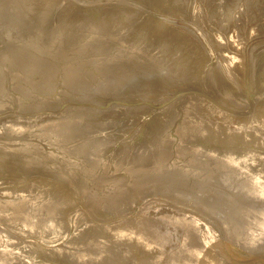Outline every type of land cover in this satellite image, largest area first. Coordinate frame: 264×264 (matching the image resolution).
Returning a JSON list of instances; mask_svg holds the SVG:
<instances>
[{
	"label": "rangeland",
	"instance_id": "1",
	"mask_svg": "<svg viewBox=\"0 0 264 264\" xmlns=\"http://www.w3.org/2000/svg\"><path fill=\"white\" fill-rule=\"evenodd\" d=\"M21 1L24 0H0V15L2 14L0 16V146L2 147H0V264H46L45 262L47 264H67L68 261V264H81V262L82 264H90V262L91 264H103V262L104 264L108 262L109 264L111 262L112 264H139L140 259L147 261V264L149 262L150 264H182V262L183 264H202L203 261H205L203 264L206 262L208 264L210 262L211 264H264V0H242L239 2H237L238 0H186L181 5H175V9L179 11L177 15H169L173 11L160 9L155 0H53L50 5L45 0H42V3L41 0ZM215 1L219 2L218 5L214 4ZM209 4L213 7L210 8ZM235 6H238V11L233 8ZM23 8L24 10H22ZM156 12L157 14H155ZM197 12L200 15L195 18L194 14ZM46 18H49V21ZM161 18L164 23H161L163 22ZM194 18L195 20H193ZM167 22L170 23L167 24ZM238 25L239 27H237ZM163 26L170 28L166 29L167 31L162 36L163 39L153 36L156 35V28ZM62 31L64 32L61 33ZM213 31L214 33H212ZM239 33L245 36L247 34L249 37L246 36L248 39H243L244 42L241 41L243 43L242 54L239 55V51L231 48L220 47V42H226L227 39V42L231 38L233 41H240ZM11 34H13V38ZM225 36L227 38L224 40ZM181 37L182 39H180ZM197 47L202 48L206 54V58L203 59L204 70L200 76L201 79L195 80L194 84L180 88L179 86L182 85L179 84L182 80L177 75L180 58L189 55L188 52L198 49ZM66 50L70 52L68 53ZM227 53H232L235 61H239L243 57V68L236 64V70L233 68V63H230L226 68L231 67L230 70L233 69L236 78L232 77L229 79L230 81L227 79L221 81L224 88L220 86L216 88L212 84L214 75L208 76L207 74L206 76L205 73L212 68L208 66L214 67L218 64L221 54ZM252 56L254 57L252 58ZM133 57L136 60H132ZM4 64L5 66H3ZM205 65L207 66L205 67ZM194 71L192 68L186 69L185 76L193 79L196 75ZM241 74L243 79L239 77ZM157 80L164 84L154 88L151 84ZM175 80L177 84L174 82ZM233 84L236 90L228 91L231 85L233 87ZM165 85L167 86L165 87ZM206 86H208V92L205 89ZM83 97H87L86 100L82 99ZM220 98L222 99L220 100ZM193 100L201 103L202 108L195 109ZM20 103L21 105H19ZM81 104L82 106H80ZM166 108L169 110L167 111ZM215 108H219L221 113L215 114L210 110ZM90 109L91 111H89ZM163 109L167 111L165 114ZM196 110L198 111L196 112ZM86 112L90 114H86ZM192 112H194L193 115ZM195 113L197 114L195 115ZM80 115L85 116V119ZM161 115L166 116L167 120ZM188 116L191 121L192 118L194 121L191 122ZM199 116L203 119H199ZM12 118L14 120L11 121ZM149 118L153 119L152 121L155 120L154 124L157 121L159 124L154 125L152 121H149ZM170 121L171 123H169ZM212 121L215 123L212 124ZM247 121L250 126L245 123ZM183 122L187 125H184ZM188 125H192L193 129ZM156 126L159 127L156 128ZM237 126L239 129L236 128ZM243 126L247 127L243 128ZM177 127L178 130L182 129V131L180 129V133L176 129ZM218 127L221 128L218 130L219 133L214 132ZM152 128L156 129L152 130L155 132L151 131ZM203 128L206 129L203 130ZM209 129L213 131H211L212 135L208 134L210 133ZM66 130H68L67 133ZM185 131H187L186 134ZM251 131L253 133L249 134ZM47 132L49 133L47 134ZM221 132H224V137ZM203 133L207 135L204 134V136ZM101 134L103 135L101 136ZM155 134L158 138H155L157 137ZM183 134H185L184 139L181 137ZM216 134L222 135L221 138L216 137ZM186 136L187 139H185ZM214 137L220 140L214 139ZM222 137L224 141H228L223 142ZM133 138L135 139L133 140ZM242 138L246 140L244 141ZM210 139L212 141H209ZM102 140L105 141L102 142ZM214 140L217 142H213ZM204 141L207 142V146L203 143ZM211 142L214 144L212 145ZM223 143L226 144L223 146ZM222 146L225 148L222 149ZM43 147L45 148L43 149ZM124 147L125 149H123ZM217 150L219 152L221 150V154L218 155ZM99 152L102 153L98 155ZM30 160L32 161L30 162ZM223 167L225 168L223 169ZM164 168H168V171ZM48 170L52 173L49 174ZM116 173H119L118 176ZM21 180L22 183L18 182ZM1 183L3 184L1 185ZM40 183L42 187H39ZM75 183L76 185H74ZM34 184L38 185L40 191ZM15 187L16 189H14ZM19 188H22L20 190L26 194H23ZM95 188L97 189L94 190ZM41 189L43 190L41 191ZM17 190L20 191L19 195ZM59 191H63L62 195ZM49 192L50 194H48ZM14 194L15 196H13ZM132 194H134L133 198ZM139 194L142 195L138 198ZM26 195L29 197H25ZM33 195L40 197L37 198ZM145 198L147 199L144 200ZM84 201L85 203H83ZM128 201L131 206L127 205ZM187 201L188 203H186ZM194 202L195 204L192 205ZM113 212L117 215L113 216ZM64 215L67 217L66 219ZM45 218L47 221L50 219L48 222L51 225L45 223ZM153 219L155 223L152 221ZM24 222L26 223L23 224ZM118 222L119 224H117ZM67 227L69 228L67 229ZM82 228L84 229L82 230ZM189 228L191 231L188 230ZM58 229L60 231H57ZM56 232H59V236ZM198 232L199 234H197ZM50 235L52 236L50 237ZM91 238L93 239L91 240ZM114 239L118 244L113 241ZM32 242L33 245H31ZM112 246H114L113 249ZM132 248H136V250ZM108 249L113 250V253ZM105 250L107 254H105ZM146 250L148 251L146 252ZM114 251H116L115 254ZM139 253L141 254L139 255ZM109 254L113 257L111 258ZM51 255L52 257H50ZM71 256H75V258ZM92 256L94 257L92 258ZM99 256L100 260H103L102 263ZM211 258L213 260L210 261ZM106 259L109 261L107 262ZM191 259L193 261H189Z\"/></svg>",
	"mask_w": 264,
	"mask_h": 264
},
{
	"label": "bare ground",
	"instance_id": "2",
	"mask_svg": "<svg viewBox=\"0 0 264 264\" xmlns=\"http://www.w3.org/2000/svg\"><path fill=\"white\" fill-rule=\"evenodd\" d=\"M4 1H5V0H4ZM12 1H13V0H12ZM24 1H25V0H24ZM24 1H21V2H24ZM29 1H30V0H29ZM31 1H33V0H31ZM37 1H38V0H37ZM45 1H46V3H48V4L50 5V3H51L53 0H45ZM54 1H55V0H54ZM58 1H59V0H58ZM155 1H156V2H155L156 5H159V8L162 9L163 11H173V13H170L169 15H177V13H179V11H178L177 9H175V8H176L175 5H181L182 3H185V2H186V0H181V1H180V0H155ZM239 1H242V0H238L237 2H239ZM26 2H28V1L26 0ZM26 2H25V3H26ZM131 2H132V1H131ZM15 3H16V2H15ZM30 3H31V2H30ZM36 3H37V2H36ZM41 3H42V0H41ZM71 3H72V1H71ZM218 3H219V2H216V1L214 2L215 5H218ZM13 4H14V3H13ZM20 4H22V3H20ZM138 4H139V3H138ZM241 4H242V3H241ZM25 5H27V4H25ZM25 5H24V6H25ZM28 5H29V3H28ZM40 5H41V4H40ZM64 5H65V4H64ZM67 5H68V4H67ZM78 5H79V4H78ZM78 5H77V6H78ZM139 5H141V4H139ZM22 6H23V5H22ZM24 6H23V7H24ZM74 6H76V5H74ZM137 6H138V5H137ZM141 6H142V5H141ZM239 6H240V5H239ZM71 7H72V6H71ZM209 7L211 8V7H213V6H212L211 4H209ZM243 7H244V6H243ZM29 8H30V7H29ZM45 8H46V7H45ZM63 8H64V7H63ZM69 8H70V7H69ZM125 8H126V7H125ZM233 8L235 9V11H238V9H239L238 6H237V7L235 6V7H233ZM20 9H21V8H20ZM20 9H19V12H20ZM67 9H68V7H67ZM67 9H66V10H67ZM78 9H79V8H78ZM78 9H77V10H78ZM3 10H4V9H3ZM22 10H24V8H23ZM22 10H21V11H22ZM28 10H29V9H28ZM39 10H40V9H39ZM59 10H60V9H59ZM70 10H71V9H70ZM34 11H35V10H34ZM45 11H46V10H45ZM78 11H79V10H78ZM118 11H119V10H118ZM128 11H129V13H130V10H128ZM251 11H252V10H251ZM1 12H2V10H1ZM22 12H24V11H22ZM35 12H36V11H35ZM120 12H121V11H120ZM126 12H127V11H126ZM218 12H219V10H218ZM2 13H3V12H2ZM46 13L48 14V11H47ZM73 13H74V12H73ZM102 13H103V12H102ZM127 13H128V12H127ZM127 13H126V14H127ZM148 13H149V11H148ZM150 13H151V11H150ZM221 13H223V12H221ZM228 13H229V12H228ZM233 13H234V11H233ZM10 14H11V13H10ZM23 14H24V13H23ZM26 14H28V13L26 12ZM39 14H40V13H39ZM43 14H44V13H43ZM103 14H104V13H103ZM126 14H125V15H126ZM146 14H147V13H146ZM151 14H152V13H151ZM151 14H150V16H151ZM155 14H157V12H156ZM237 14H238V13H237ZM1 15H2V14H1ZM1 15H0V16H1ZM7 15H8V13H7ZM128 15H130V14H128ZM179 15H180V14H179ZM199 15H200V13L197 12L196 14H194V17L196 18V17H198ZM225 15H227V14H225ZM231 15H232V14H231ZM25 16H26V15H25ZM42 16H43V15H42ZM44 16H46V15L44 14ZM83 16H84V14H83ZM115 16H117V15H115ZM132 16H133V15H132ZM162 16H163V14H162ZM17 17H18V16H17ZM124 17H125V16H124ZM124 17H123V18H124ZM126 17H127V16H126ZM126 17H125V18H126ZM128 17H129V16H128ZM141 17H142V16H141ZM155 17H156V16H155ZM155 17H154V18H155ZM195 18H194L193 20H195ZM225 18H226V17H225ZM17 19H18V18H17ZM46 19H48V21H49V18H46ZM91 19H92V18H91ZM115 19H117V18H115ZM121 19H122V18H121ZM220 19H221V18H220ZM235 19H236V17H235ZM87 20L89 21V19H87ZM117 20H118V19H117ZM117 20H116V21H117ZM125 20H126V19H125ZM125 20H124V21H125ZM161 20H162V18H161ZM224 20H225V19H224ZM16 21H17V20H16ZM32 21H33V20H32ZM32 21H31V22H32ZM162 21H163V22H161V23H164V20H162ZM168 21H169V20H168ZM234 21H235V20H234ZM241 21H242V20H241ZM241 21H240V22H241ZM12 22H13V21H12ZM12 22H10V23H12ZM211 22H212V21H211ZM223 22H224V21H223ZM38 23H40V22H38ZM169 23H170V22H169ZM169 23L167 22V24H169ZM16 24H17V23H16ZM18 24H19V23H18ZM45 24H46V23H45ZM118 24H119V23H118ZM120 24H122V23L120 22ZM158 24H159V23H158ZM217 24H218V23H217ZM237 24H239V23H237ZM2 25H3V24H2ZM37 25H38V24H37ZM64 25H65V24H64ZM129 25H130V24H129ZM151 25H153V24H151ZM151 25H150V26H151ZM154 25H156V24H154ZM170 25H171V24H170ZM173 25H174V24H173ZM5 26H7V25L5 24ZM42 26H43V24H42ZM147 26H148V25H147ZM171 26H172V25H171ZM174 26H175V25H174ZM176 26H177V25H176ZM235 26H236V25H235ZM8 27H9V26H8ZM12 27H14V26L12 25ZM62 27H64V26L62 25ZM145 27H146V26H145ZM219 27H220V26H219ZM232 27H233V26H232ZM237 27H239V25H238ZM20 28H21V27H20ZM148 28H149V26H148ZM175 28H176V27H175ZM240 28H241V26H240ZM38 29H39V28H38ZM40 29H41V28H40ZM64 29H65V28H64ZM106 29H107V28H106ZM166 29H170V28H168V27H164V26H163V27L156 28V30H157L156 35L154 34L153 36H155V37H157V38H159V39H163L162 36H163V35L165 34V32L167 31ZM180 29H181V28H180ZM213 29H214V28H213ZM234 29H235V28H234ZM242 29H243V28H242ZM13 30H14V29H13ZM17 30H18V29H17ZM35 30H36V29H35ZM52 30H54V29H52ZM55 30H56V29H55ZM112 30H113V29H112ZM145 30H146V29H145ZM176 30H177V28H176ZM178 30H179V29H178ZM238 30H239V29H238ZM19 31H20V30H19ZM39 31H40V30H39ZM59 31H60V29H59ZM148 31H149V29H148ZM152 31H153V30H152ZM183 31H184V30H183ZM239 31H240V30H239ZM0 32H1V31H0ZM13 32H14V31H13ZM15 32H16V30H15ZM48 32H49V31H48ZM63 32H64V31H62L61 33H63ZM140 32H141V31H140ZM146 32H147V31H146ZM241 32H243V31H241ZM241 32H240V33H241ZM252 32H253V30H252ZM8 33H9V32H8ZM17 33H18V32H17ZM71 33H72V31H71ZM185 33H186V32H185ZM185 33H184V34H185ZM212 33H214V31H213ZM230 33H231V32H230ZM240 33H239V35L242 34V33H241V34H240ZM244 33H245V32H244ZM18 34H19V33H18ZM42 34H44V33L42 32ZM42 34H41V35H42ZM52 34H53V33H52ZM147 34H148V33H147ZM216 34H217V33H216ZM222 34H224V33L222 32ZM236 34H237V33H236ZM250 34H251V33H250ZM12 35H13V34H11V37H12ZM35 35H36V34H35ZM41 35H39V36H41ZM56 35H57V34H56ZM68 35H69V34H68ZM68 35H67V36H68ZM70 35H71V34H70ZM72 35H73V33H72ZM252 35H254V34H252ZM252 35H251V36H252ZM25 36H26V35H25ZM52 36H53V35H52ZM60 36H61V34H60ZM64 36H65V34H64ZM73 36H75V35H73ZM141 36H142V34L140 35V37H141ZM148 36H149V35H148ZM214 36H215V35H214ZM223 36H224V35H223ZM246 36H247V34H246ZM246 36H245V35H241L240 38H239L240 41H236V40H235L236 42L233 41V39L230 37L232 40L230 39L229 42H227V41H228V39H227L226 42L224 41L225 43H224V42H220V43H221V46H220V47H221V48H225V49H226V48H231L232 50H233V49H234V50H237V51L240 52V53H238V54L240 55V54H242V52H241L242 47H243V43H242V42H244L243 39H246ZM4 37H5V36H4ZM44 37H45V36H44ZM48 37H50V36H48ZM160 37H161V38H160ZM179 37H180V36H179ZM212 37H213V36H212ZM216 37H217V36H216ZM247 37H248V36H247ZM12 38H13V37H12ZM64 38L66 39V37H64ZM224 38H227V36L223 37V39H224ZM228 38H229V37H228ZM248 38H249V37H248ZM248 38H247V39H248ZM141 39H142V38H141ZM145 39H146V38H145ZM180 39H182V37H181ZM180 39H179V40H180ZM212 39H213V38H212ZM214 39H215V38H214ZM247 39H246V40H247ZM3 40H4V39H3ZM21 40H22V39H21ZM38 40H39V39H38ZM51 40H52V39H51ZM224 40H225V39H224ZM1 41H2V40H1ZM60 41H61V40H60ZM241 41H242V42H241ZM17 42H18V41H17ZM17 42H16V43H17ZM21 42H22V41H21ZM58 42H59V41H58ZM138 42H139V41H138ZM142 42H143V41H142ZM142 42H141V43H142ZM161 42H162V41H161ZM212 42H213V41H212ZM212 42H211V43H212ZM218 42H219V41H218ZM16 43H15V44H16ZM19 43H20V42H19ZM26 43H27V41H26ZM29 43H30V42H29ZM31 43H32V42H31ZM36 43H37V42H36ZM36 43H35V44H36ZM45 43H46V42H45ZM108 43H109V42H108ZM133 43H134V42H133ZM195 43H196V42H195ZM213 43H214V42H213ZM215 43H216V42H215ZM5 44H6V43H5ZM35 44H34V45H35ZM42 44H43V43H42ZM58 44H59V43H58ZM106 44H107V43H106ZM148 44H149V42H148ZM32 45H33V44H32ZM37 45H38V44H37ZM52 45H53V44H52ZM52 45H51V46H52ZM104 45H105V44H104ZM117 45H118V44H117ZM188 45H189V44H188ZM218 45H219V43H218ZM1 46H2V45H1ZM10 46H11V45H10ZM13 46H14V45H13ZM40 46H41V45H40ZM70 46H71V45H70ZM73 46H74V45H73ZM109 46H111V45H109ZM196 46H197V44H196ZM199 46H200V45H199ZM22 47H24V46H22ZM22 47H21V48H22ZM105 47H106V46H105ZM134 47H135V46H134ZM141 47H143V46H141ZM145 47H146V46H145ZM176 47H177V46H176ZM176 47H175V49H176ZM8 48H9V47H8ZM21 48H20V49H21ZM27 48L30 49L29 47H27ZM34 48H35V47H34ZM87 48H88V47H87ZM106 48H107V47H106ZM108 48H109V47H108ZM114 48H115V47H114ZM128 48H129V47H128ZM132 48H133V47H132ZM194 48H195V47H194ZM197 48H198V49H196V50H192V51H190V53L188 52L189 55L180 58L181 61H179V63H178V72H177V73H178L177 75H178L179 78L182 80V81H181L182 84H181V83L179 84V85H182V86H179L180 88L183 87V86H184V87H185V86H188V85H190V84H192V83L194 84V83L196 82L195 80L199 79L200 76L202 75V72H203V70H204L203 67H202V64H203V66H204V62H203L204 60H203V59L206 58V54H205V51H204L202 48H200V47H197ZM13 49H15V48H13ZM215 49H216V48H215ZM219 49H220V48H219ZM22 50H23V49H22ZM35 50H36V49H35ZM41 50H42V49H41ZM41 50H40V52H41ZM145 50H146V49H145ZM181 50H182V49H181ZM222 50H223V49H222ZM44 51H45V50H44ZM55 51H56V50H55ZM55 51H54V52H55ZM66 51H67V50H66ZM111 51H112V50H111ZM133 51H134V50H133ZM135 51H136V48H135ZM220 51H221V50H220ZM220 51H219V52H220ZM227 51L229 52L230 49L227 50ZM242 51H243V50H242ZM38 52H39V51H38ZM67 52H68V51H67ZM69 52H70V51H69ZM69 52H68V53H69ZM125 52H127V51H125ZM125 52H123V53H125ZM28 53H29V52H28ZM74 53H75V52H74ZM114 53H115V52H114ZM123 53H122V54H123ZM127 53H128V52H127ZM132 53H133V52H132ZM132 53H131V55L133 56ZM136 53H137V51H136ZM207 53L209 54V52H207ZM225 53H226V51H225ZM234 53H235V51H234ZM4 54H5V53H4ZM16 54H17V53H16ZM16 54H15V55H16ZM231 54H232V53H227V54H224V55L221 54V57H219V56H218L219 53H218L217 56L219 57V59L221 58L220 61L217 62L218 64L216 63L217 65L214 66V67H213V66H208L209 68H211V67H212V68L209 69L208 72L205 73V74H206V76H207V74H208V76L214 75V76H213L214 79H213L212 84H213V86H215L216 88H219V86L222 87V88H224V87H223V84H222L221 81H224V80H226V79L229 80L230 78L235 77L234 72H233V69L230 70L231 67H230V68H226L230 63H233V68H235V65H236V64H237V66L239 65L240 67L243 68V64H244V63H243V57H241V59H240L239 61H235V59L233 58L234 55H233V54L231 55ZM32 55H33V54H32ZM138 55H139V54H138ZM236 55H237V54H236ZM236 55H235V56H236ZM11 56H12V55H11ZM45 56H46V55H45ZM127 56H128V55H127ZM13 57H14V56H13ZM20 57H21V56H20ZM37 57H38V56H37ZM137 57H138V56H137ZM137 57H136V58H137ZM253 57H254V56H252V58H253ZM11 58H12V57H11ZM18 58H19V57H18ZM33 58H34V57H33ZM35 58H36V57H35ZM60 58H61V57H60ZM244 58H245V57H244ZM5 59H6V58H5ZM15 59H16V58H15ZM22 59H23V58H22ZM40 59H42V58H40ZM134 59H135V58L133 57L132 60H134ZM9 60H10V59H9ZM17 60H18V59H17ZM26 60H27V59H26ZM33 60H34V59H33ZM98 60H99V59H98ZM108 60H109V59H108ZM135 60H136V59H135ZM244 60H245V59H244ZM24 62H25V61H24ZM28 62H29V61H28ZM175 62H176V61H175ZM206 62H207V61H206ZM103 63H104V62H103ZM113 63H114V62H113ZM33 64H34V63H33ZM52 64H53V63H52ZM52 64H51V65H52ZM96 64H97V63H96ZM0 65H1V64H0ZM119 65H120V64H119ZM125 65H126V64H125ZM140 65H141V64H140ZM251 65H252V63H251ZM263 65H264V64H263ZM3 66H5V64H4ZM27 66H28V65H27ZM34 66H36V65H34ZM109 66H110V65H109ZM130 66H131V65H130ZM135 66H137V65H135ZM142 66H143V65H142ZM206 66H207V65H205V67H206ZM231 66H232V65H231ZM244 66H245V65H244ZM1 67H2V66H1ZM6 67H7V66H6ZM52 67H53V66H52ZM66 67H67V66H66ZM105 67H106V65H105ZM112 67H113V66H112ZM138 67H139V66H138ZM208 67H207V68H208ZM228 67H229V66H228ZM262 67H263V66H262ZM27 68H28V67H27ZM38 68H41V67H38ZM50 68H51V67H50ZM103 68H104V67H103ZM144 68H145V67H144ZM173 68H174V66H173ZM190 68H192L193 70H195L194 73H196V75L194 76L193 79H189V77H188L187 75L185 76L186 69L189 70ZM195 68H196V69H195ZM4 69H5V68H4ZM31 69H32V68H31ZM33 69H34V68H33ZM35 69H36V68H35ZM35 69H34V70H35ZM79 69H80V68H79ZM105 69H106V68H105ZM136 69H137V68H136ZM174 69H175V68H174ZM216 69H219V71H216ZM235 69H236V68H235ZM5 70H6V69H5ZM109 70H110V67H109ZM119 70H120V69H119ZM139 70H140V67H139ZM142 70H143V69H142ZM206 70H207V69H206ZM236 70H237V69H236ZM243 70H244V69H243ZM7 71H8V70H7ZM7 71H6V72H7ZM13 71H15V70H13ZM107 71H108V70H107ZM113 71H114V70H113ZM113 71H112V72H113ZM117 71H118V70H117ZM133 71H134V70H133ZM241 71H242V70H241ZM6 72H5V73H6ZM11 72H12V71H11ZM16 72H17V71H16ZM65 72H66V71H65ZM67 72H68V71H67ZM127 72H128V71H127ZM151 72H152V71H151ZM170 72H173V71H170ZM187 72H188V71H187ZM236 72H237V71H236ZM29 73H30V72H29ZM79 73H80V72H79ZM132 73H133V72H132ZM243 73H245V72H243ZM31 74H32V73H31ZM66 74H67V73H66ZM135 74H136V73H135ZM216 74H217V75H216ZM246 74H247V73H246ZM108 75H110V74H108ZM119 75H120V74H119ZM125 75H126V74H125ZM137 75H138V74H137ZM145 75H147V74H145ZM172 75H173V74H172ZM39 76H40V75H39ZM60 76H61V75H60ZM121 76H122V72H121ZM126 76H128V75H126ZM134 76H136V75H134ZM3 77H5V76H3ZM81 77H82V76H81ZM102 77H103V76H102ZM128 77H129V76H128ZM130 77L133 78L132 76H130ZM140 77H141V76H140ZM151 77H152V76H151ZM239 77L242 78V74H241V76H239ZM253 77H254V76H253ZM107 78H108V77H107ZM109 78H111V77H109ZM119 78H120V77H119ZM124 78H126V77H124ZM144 78H145V77H144ZM159 78H160V77H159ZM161 78H162V77H161ZM167 78H168V77H167ZM174 78H175V77H174ZM177 78H178V77H177ZM235 78H236V77H235ZM235 78H234V80H235ZM44 79H45V78H44ZM61 79H62V78H61ZM116 79H117V77H116ZM121 79H123V78H121ZM200 79H201V78H200ZM242 79H243V78H242ZM255 79H256V78H255ZM11 80H12V79H11ZM83 80H85V79H83ZM206 80H207V79H206ZM206 80H205V81H206ZM252 80H253V79H252ZM6 81H7V80H6ZM44 81H45V80H44ZM51 81H52V80H51ZM87 81H88V80H87ZM117 81H118V79L116 80V82H117ZM125 81H128V80L125 79ZM138 81H139V80H138ZM151 81H152V80H151ZM165 81H166V80H165ZM194 81H195V82H194ZM229 81H230V80H229ZM236 81H237V80H236ZM38 82H39V81H38ZM46 82H47V81H46ZM113 82L115 83V81H113ZM120 82H121V81H120ZM123 82H124V81H122L121 83H123ZM174 82L176 83V80H175ZM207 82H208V81H207ZM257 82H258V81H257ZM50 83H51V82H50ZM85 83H86V82H85ZM109 83H110V80H109ZM132 83H133V82H132ZM142 83H143V82H142ZM147 83H148V82H147ZM208 83H209V82H208ZM255 83H256V82H255ZM260 83H262V82H260ZM263 83H264V82H263ZM263 83H262V84H263ZM48 84H49V83H48ZM52 84H53V83H52ZM111 84H112V83H111ZM124 84H125V83H124ZM124 84H123V85H124ZM161 84H164V83H163L162 81H160V80H157V81H155L154 83H152L151 85H153L154 88H155V87L158 88V87H160ZM176 84H177V83H176ZM256 84H257V83H256ZM119 85H120V84H119ZM125 85H126V84H125ZM137 85H138V84H137ZM197 85L199 86L198 83H197ZM210 85H211V84H210ZM240 85H241V84H240ZM242 85H243V84H242ZM258 85H259V82H258ZM49 86H50V85H49ZM83 86H84V85H83ZM83 86H82V87H83ZM100 86H101V85H100ZM114 86H115V85H114ZM116 86H117V84H116ZM166 86H167V85H165V87H166ZM169 86H170V85H169ZM172 86H173V85H172ZM204 86H205V85H204ZM82 87H81V89H82ZM91 87H92V85H91ZM117 87H118V86H117ZM117 87H116V88H117ZM123 87H125V86H123ZM133 87H134V86H133ZM163 87H164V85H163ZM195 87H196V86H195ZM259 87H261V86H259ZM210 88H211V87H210ZM240 88H242V87H240ZM240 88H239V89H240ZM3 89H5V88H3ZM81 89H80V90H81ZM88 89H89V88H88ZM100 89H101V88H100ZM139 89H140V88H139ZM146 89H147V88H146ZM150 89H151V88H150ZM205 89H206V91L208 92V90H207V89H208V86H206ZM237 89H238V87H237ZM243 89H244V87H243ZM256 89H257V88H256ZM0 90H1V89H0ZM137 90H138V89H137ZM174 90H175V89H174ZM230 90H231V92H234V91L236 90V87H235L234 84H233V87H232V85H231V87H229V90H228V91H230ZM4 91H5V90H4ZM4 91H3V92H4ZM96 91H97V90H96ZM112 91H113V90H112ZM116 91H117V89H116ZM125 91H126V90H125ZM146 91H147V90H146ZM146 91H145V92H146ZM163 91H164V90H163ZM3 92H1V93H3ZM104 92H105V91H104ZM140 92H141V91H140ZM210 92H211V90H210ZM143 93H144V92H143ZM143 93H142V94H143ZM151 93H152V92H151ZM160 93H162V92H160ZM25 94H26V93H25ZM158 94H159V93H158ZM158 94H157V95H158ZM165 94H166V93H165ZM227 94H228V93H227ZM229 94H230V93H229ZM133 95H136V94L133 93ZM138 95H139V94H138ZM159 95H160V94H159ZM186 95H187V94H186ZM212 95H213V94H212ZM230 95H232V94H230ZM230 95H229V96H230ZM142 96H143V95H142ZM150 96H151V95H150ZM126 97H127V96H126ZM154 97H156V96H154ZM158 97H159V96H158ZM161 97H163V96H161ZM85 98H87V97H85ZM85 98L83 97L82 99H85ZM123 98H124V97H123ZM128 98H129V97H128ZM151 98H153V97H151ZM163 98H164V97H163ZM186 98H187V96H186ZM243 98H244V96H243ZM80 99H81V98H80ZM93 99H94V98H93ZM100 99H101V98H100ZM138 99H139V98H138ZM191 99H192V98H191ZM221 99H222V98H220V100H221ZM45 100H47V99L45 98ZM85 100H86V99H85ZM87 100H88V99H87ZM109 100H111V99H109ZM184 100H186V99H184ZM198 100H199V99L197 98V101H198ZM200 100H201V99H200ZM204 100H205V99H204ZM224 100H225V99H224ZM93 101H94V100H93ZM101 101H102V99H101ZM180 101H183V100H180ZM46 102H47V101H46ZM90 102H91V101H90ZM99 102H100V101H99ZM105 102H106V101H105ZM107 102H108V101H107ZM184 102H185V101H184ZM184 102H183V103H184ZM191 102H192V101H191ZM193 102H194V107H195V109H197V107H201V108H202V104H201V103H199V102H195L194 100H193ZM193 102H192V103H193ZM202 102H203V101H202ZM206 102H207V100H206ZM222 102H223V101H222ZM146 103H147V102H146ZM174 103H175V102H174ZM176 103H177V102H176ZM237 103H238V102H237ZM92 104H93V103H92ZM121 104H122V103H121ZM208 104H209V103H208ZM225 104H226V103H225ZM238 104H239V103H238ZM240 104H241V103H240ZM19 105H21V103H20ZM33 105H34V104H33ZM93 105H95V104H93ZM181 105H182V104H181ZM183 105H184V104H183ZM192 105H193V104H192ZM192 105H190V106H192ZM203 105H204V104H203ZM25 106H26V105H25ZM80 106H82V104H81ZM80 106H79V107H80ZM85 106H87V105H85ZM96 106H97V104H96ZM164 106H165V105H164ZM240 106H241V105H240ZM23 107H24V106H23ZM29 107H30V106H29ZM32 107H33V106H32ZM43 107H44V106H43ZM99 107H100V106H99ZM165 107H166V106H165ZM168 107H169V106H168ZM203 107H204V106H203ZM234 107H235V106H234ZM77 108H78V107H77ZM77 108H76V109H77ZM91 108H92V107H91ZM102 108H103V107H102ZM131 108H132V107H131ZM146 108H147V107H146ZM146 108H144V109L146 110ZM159 108H160V107H159ZM206 108H207V107H206ZM24 109H25V108H24ZM35 109H36V108H35ZM41 109H42V108H41ZM71 109H72V108H71ZM73 109H74V108H73ZM82 109H83V108H82ZM104 109H105V108H104ZM147 109H149V108H147ZM166 109H167V108H166ZM174 109H175V108H174ZM185 109H186V108H185ZM191 109H193V108H191ZM233 109H235V108H233ZM236 109H237V108H236ZM58 110H59V109H58ZM60 110H61V108H60ZM135 110H136V109H135ZM163 110H164V109H163ZM168 110H169V109H167V111H168ZM187 110H188V109H187ZM207 110H209V109H207ZM210 110L214 111L215 114H219V113H221V110H220L219 108H215L214 110H213V109H210ZM77 111H78V110H77ZM89 111H91V109H90ZM94 111H95V110H94ZM126 111H127V110H126ZM136 111H137V110H136ZM146 111H147V110H146ZM146 111H145V112H146ZM150 111H151V110H150ZM165 111H166V110L163 111L164 114L167 112V111H166V112H165ZM194 111H195V110H194ZM197 111H198V110H196V112H197ZM148 112H149V111H148ZM157 112H158V111H157ZM39 113H40V112H39ZM54 113H57V112H54ZM54 113H53V114H54ZM60 113H61V111H60ZM77 113H78V112H77ZM161 113H162V112H161ZM172 113H173V112H172ZM172 113H171V115H172ZM186 113H187V112H186ZM193 113H194V112H192V115H193ZM255 113H256V112H255ZM58 114H59V113H58ZM73 114H74V113H73ZM75 114H76V113H75ZM78 114H79V113H78ZM84 114H85V113H84ZM86 114H90V113H87V112H86ZM86 114H85V115H86ZM94 114H95V113H94ZM150 114H152V113H150ZM158 114H159V112L157 113V115H158ZM175 114H176V113H175ZM189 114H190V112H189ZM196 114H197V113H195V115H196ZM205 114H206V113H205ZM17 115H18V114H17ZM34 115H35V113H34ZM37 115H38V114H37ZM40 115H41V114H40ZM61 115H62V113H61ZM67 115H68V114H67ZM145 115H146V114H145ZM154 115H155V114H154ZM192 115H191V117H193ZM231 115H233V114H231ZM44 116H45V115H44ZM46 116H47V115H46ZM59 116H60V114H59ZM74 116H75V115H74ZM80 116H81V115H80ZM80 116H79V117H80ZM92 116H93V114H92ZM152 116H153V115H152ZM158 116H159V115H158ZM161 116H163V115H161ZM172 116H173V115H172ZM177 116H178V115H177ZM181 116H182V115H181ZM233 116H234V115H233ZM22 117H23V116H22ZM36 117H37V116H36ZM38 117H39V116H38ZM40 117H41V116H40ZM50 117H51V116H50ZM50 117H49V118H50ZM64 117H65V116H64ZM64 117H63V118H64ZM76 117H77V116H76ZM81 117H82V116H81ZM81 117H80V118H81ZM84 117H85V116H84ZM84 117H82V118L85 119ZM134 117H135V116H134ZM163 117H164V116H163ZM194 117H195V116H194ZM199 117H200V116H199ZM65 118H66V117H65ZM69 118H70V116H69ZM138 118H139V115H138ZM206 118H208V116H206ZM219 118H220V117H219ZM219 118H218V120H219ZM221 118H222V117H221ZM258 118H259V117H258ZM30 119H31V118H30ZM34 119H35V118H34ZM58 119H59V118H58ZM97 119H98V118H97ZM123 119H124V118H123ZM159 119H160V118H159ZM159 119H158V120H159ZM164 119L167 120L166 116L164 117ZM169 119H171V117H169ZM169 119H168V121H169ZM188 119H189V116H188ZM190 119H191V118H190ZM190 119H189V120H190ZM199 119L202 120L203 117H202V118L200 117ZM245 119H246V118H245ZM247 119H248V118H247ZM12 120H14V118H12L11 121H12ZM26 120H27V119H26ZM35 120H36V119H35ZM55 120H56V118H55ZM63 120H64V119H63ZM67 120H68V119H67ZM71 120H72V119H71ZM94 120H95V119H94ZM104 120H105V118H104ZM152 120H153V119H152ZM152 120H150V118H149V121H152ZM156 120H157V119H156ZM161 120H162V118H161ZM204 120H205V118H204ZM213 120H214V119H213ZM215 120H216V119H215ZM223 120H224V119H223ZM249 120H250V118H249ZM249 120H248V121H249ZM31 121H32V119H31ZM36 121H37V120H36ZM36 121H35V122H36ZM51 121H52V120H51ZM77 121H78V120H77ZM80 121H82V120H80ZM83 121H84V120H83ZM123 121H124V120H123ZM133 121H134V120H133ZM154 121H155V120H154ZM154 121H152L153 124H154ZM168 121H166V122H168ZM174 121H177V120H174ZM174 121H173V122H174ZM186 121H187V120H186ZM186 121H185V122H186ZM190 121H191V120H190ZM193 121H194V119L192 118V121H191V122H193ZM195 121H196V118H195ZM197 121H198V120H197ZM209 121H210V120H209ZM248 121L245 122V123L248 124ZM38 122H39V121H38ZM44 122H45V120H44ZM44 122H43V123H44ZM52 122H53V121H52ZM66 122H67V121H66ZM185 122H183V124H184ZM191 122H190V123H191ZM198 122H199V121H198ZM200 122H201V121H200ZM26 123H27V122H26ZM26 123H25V124H26ZM31 123H32V122H31ZM31 123H30V124H31ZM45 123H46V122H45ZM59 123H60V122H59ZM68 123H69V122H68ZM75 123H76V122H75ZM134 123H135V122H134ZM157 123H158V121H157ZM157 123H155L154 125H156ZM169 123H171V121H170ZM169 123H166V124H169ZM195 123H197V122H195ZM204 123H205V122H204ZM206 123H207V122H206ZM211 123L213 124V123H215V122L212 121ZM211 123H210V124H211ZM36 124H37V123H36ZM46 124H47V123H46ZM51 124H52V123H51ZM92 124H93V123H92ZM158 124H159V123H158ZM181 124H182V123H181ZM191 124H193V123H191ZM224 124H225V123H224ZM230 124H231V122H230ZM230 124H229V125H230ZM246 124H245V125H246ZM33 125H34V124H33ZM59 125H60V124H59ZM61 125H62V124H61ZM82 125H83V123H82ZM97 125H98V124H97ZM124 125H125V124H124ZM124 125H123V126H124ZM147 125H148V124H147ZM172 125H173V124H172ZM174 125H176V124H174ZM184 125H187V123L184 124ZM193 125H194V124H193ZM203 125L205 126V124H203ZM208 125H209V124H208ZM216 125H217V124H216ZM216 125H215V126H216ZM243 125H244V124H243ZM41 126H44V125L41 124ZM55 126H56V125H55ZM71 126H72V125H71ZM88 126H89V124H88ZM92 126H93V125H92ZM129 126H130V125H129ZM129 126H127L128 129H129ZM148 126H150V125H148ZM159 126H160V125H159ZM159 126H156V128H158ZM181 126H182V125H181ZM188 126H189L190 128L192 127V125H191V126L188 125ZM188 126H187V128H189ZM211 126H213V125H211ZM248 126H250V125L248 124ZM53 127H54V125H53ZM86 127H87V126H86ZM144 127L146 128V126H144ZM179 127H180V126H179ZM200 127H201V126H200ZM206 127H207V126H206ZM208 127H209V126H208ZM238 127H239V126H237L236 128H238ZM244 127H247V126H243V128H244ZM35 128H37V127H35ZM43 128H44V127H43ZM45 128H46V126H45ZM66 128H67V127H66ZM72 128H73V127H72ZM72 128H71V129H72ZM79 128H80V126H79ZM84 128H85V127H84ZM88 128H89V127H88ZM145 128H144V129H145ZM160 128L162 129V127H160ZM173 128H174V126H173ZM196 128H197V127H196ZM209 128H211V127H209ZM215 128H216V127H215ZM222 128H223V127H222ZM236 128H235V129H236ZM90 129H91V128H90ZM176 129L178 130V127H177ZM180 129H181V128H180ZM180 129L178 130L179 133L182 131V129H181V131H180ZM192 129H193V127H192ZM194 129H195V127H194ZM204 129H206V128H203V130H204ZM207 129H208V128H207ZM238 129H239V128H238ZM238 129H237V130H238ZM241 129H242V128H241ZM252 129H253V128H252ZM77 130H78V129H77ZM96 130H97V128H96ZM148 130H149V129H148ZM152 130H156V129H155V128H154V129L152 128L151 131H152ZM213 130H214V129H213ZM218 130H221V128L218 127L216 130H214V132L219 133ZM225 130H226V129H225ZM232 130H234V129L232 128ZM242 130H243V129H242ZM47 131H48V130H47ZM52 131H54V130H52ZM61 131H63V130H61ZM61 131H59V132H61ZM87 131H90V130H87ZM92 131H93V130H92ZM120 131H121V130H120ZM145 131H146V129H145ZM145 131H144V132H145ZM159 131H160V130H159ZM190 131H192V130L190 129ZM201 131H202V128H201ZM201 131L199 130V132H201ZM211 131H212V130H211ZM211 131H210V129H209V132H210V133H208V134H211V133L213 132V131H212V132H211ZM26 132H27V131H26ZM26 132H25V133H26ZM43 132H44V131H43ZM67 132H68V130H66V133H67ZM76 132H77V131H76ZM82 132H83V131H82ZM122 132H123V131H122ZM152 132H155V131H152ZM186 132H187V131H185V134H186ZM203 132H204V131H203ZM206 132H207V130H206ZM48 133H49V132H47V134H48ZM55 133H56V132H55ZM66 133H65V134H66ZM131 133H132V132H131ZM137 133L139 134L140 132H137ZM173 133H174V132H173ZM183 133H184V132H183ZM233 133H234V132H233ZM250 133H253V132L251 131V132H249V134H250ZM40 134H41V132H40ZM72 134H73V133H72ZM84 134H85V133H84ZM84 134H83V135H84ZM110 134H111V133H110ZM114 134H115V133H114ZM140 134H141V133H140ZM142 134H143V133H142ZM165 134H166V133H165ZM185 134H183L181 137L183 138V136H184ZM193 134L195 135V133H193ZM197 134H198V133L196 132V135H197ZM204 134L207 135L206 133H203V135H204ZM221 134H223V137L225 136V135H224V132H221ZM237 134H238V133H237ZM52 135H53V134H52ZM61 135H62V133H61ZM67 135H68V134H67ZM76 135H77V134H76ZM97 135H98V134H97ZM102 135H103V134H101V136H102ZM120 135H121V134H120ZM127 135H128V134H127ZM155 135H156V134H155ZM155 135H154V136H155ZM189 135H190V133H189ZM196 135H195V136H196ZM205 135H204V136H205ZM211 135H212V134H211ZM229 135H230V134H229ZM231 135H232V132H231ZM254 135H255V134H254ZM85 136H86V135H85ZM98 136H100V135H98ZM104 136H105V135H104ZM156 136H157V135H156ZM179 136H180V134H179ZM199 136H200V135H199ZM204 136H202V137H204ZM215 136L217 137V136H219V135L216 134ZM221 136H222V135H220L219 137L221 138ZM226 136H227V134H226ZM232 136H233V135H232ZM234 136H235V135H234ZM5 137H6V136H5ZM65 137H66V136H65ZM71 137H72V136H71ZM86 137H87V136H86ZM94 137H95V136H94ZM113 137H114V136H113ZM190 137H191V136H190ZM196 137H197V136H196ZM216 137H214V139H215ZM223 137H222V139H223ZM236 137H238V136H236ZM247 137H249V136L247 135ZM247 137H246V139H247ZM79 138H80V137H79ZM90 138H91V137H90ZM99 138H100V137H99ZM101 138H102V137H101ZM111 138H112V136H111ZM114 138H115V137H114ZM127 138H128V137H127ZM136 138H137V137H136ZM153 138H154V137H153ZM155 138H158V136L155 137ZM161 138H162V137H161ZM177 138H179V137H177ZM193 138H194V137H193ZM200 138H201V136H200ZM200 138H199V139H200ZM208 138H210V137H208ZM225 138H226V137H225ZM88 139H89V138H88ZM105 139H106V138H105ZM108 139H109V138H108ZM128 139H129V138H128ZM134 139H135V138H133V140H134ZM180 139H181V138H180ZM183 139H184V138H183ZM185 139H187V136H186ZM195 139H196V138H195ZM211 139H212V138H211ZM211 139H210L209 141H212ZM216 139H217V138H216ZM222 139H221V141H222ZM230 139H231V138H230ZM230 139H229V140H230ZM242 139H243L244 141L246 140V139H244V138H242ZM249 139H250V138H249ZM89 140H90V139H89ZM129 140L131 141V139H129ZM142 140H143V139H142ZM189 140H190V138L188 139V142H189ZM202 140H203V139H202ZM206 140H208V139H206ZM217 140H220V139L218 138ZM250 140H251V139H250ZM37 141H38V140H37ZM94 141H95V140H94ZM104 141H105V140H104ZM104 141L102 140V142H104ZM108 141H109V140H108ZM116 141H117V140H116ZM124 141H125V140H124ZM171 141H172V140H171ZM192 141H196V140H192ZM200 141H201V140H200ZM200 141H199V142H200ZM221 141H219V142L221 143ZM227 141H228V140H227ZM227 141H224V139H223V142H227ZM38 142H39V141H38ZM78 142H79V141H78ZM88 142H89V141H88ZM163 142H164V141H163ZM179 142L181 143V140H180ZM184 142H185V140H184ZM190 142H191V141H190ZM213 142H217V141L214 140ZM248 142H250V141H248ZM251 142H252V141H251ZM71 143L73 144V142H71ZM85 143H86V142H85ZM92 143H93V142H92ZM92 143H91V144H92ZM100 143H101V142H100ZM154 143L157 144L156 142H154ZM161 143H162V142H161ZM185 143H186V142H185ZM185 143H184V144H185ZM194 143H196V142H194ZM203 143L206 145L207 142L205 143V141H204ZM203 143H201V144H203ZM211 143H212V142H211ZM229 143H230V142H229ZM35 144H36V143H35ZM53 144H54V143H53ZM94 144H95V143H94ZM94 144H93V145H94ZM131 144H132V143H131ZM163 144H164V143H163ZM171 144H172V143H171ZM178 144H179V143H178ZM186 144L188 145V143H186ZM191 144H192V143H191ZM213 144H214V143H212V145H213ZM217 144H218V143H217ZM225 144H226V143H223L222 145L224 146ZM230 144H231V143H230ZM239 144H240V143H239ZM244 144H245V143H244ZM246 144H247V141H246ZM58 145H59V144H58ZM70 145H71V144H70ZM79 145H80V144H79ZM122 145H123V144H122ZM122 145H121V146H122ZM126 145H127V144H126ZM132 145H133V144H132ZM144 145H145V144H144ZM152 145H153V144H152ZM187 145H185L186 148H187ZM189 145H190V144H189ZM207 145H208V144H207ZM207 145H206V146H207ZM209 145H211V144L209 143ZM215 145H216V144H215ZM219 145H220V144H219ZM251 145H252V144H251ZM42 146H44V145H42ZM77 146H78V145H77ZM82 146H83V145H82ZM95 146H96V144H95ZM117 146H118V144H117ZM129 146H130V145H129ZM142 146H143V145H142ZM180 146H181V145H180ZM185 146H184V147H185ZM190 146H192V145H190ZM198 146H199V145H198ZM201 146H202V145H201ZM203 146H204V145H203ZM223 146H222V147H223ZM236 146H237V145H236ZM0 147H1V146H0ZM28 147H29V146H28ZM110 147H112V146H110ZM208 147H209V146H208ZM214 147H215V146H214ZM217 147H218V146H217ZM226 147H227V146H226ZM1 148H2V147H1ZM44 148H45V147H43V149H44ZM91 148H93V147L91 146ZM98 148H99V147H98ZM131 148H132V146H131ZM192 148H194V147H192ZM203 148H204V147H203ZM209 148H210V147H209ZM211 148H212V147H211ZM224 148H225V147H223L222 149H224ZM228 148H229V147H228ZM52 149H53V148H52ZM119 149H120V148H119ZM123 149H125V147H124ZM128 149H129V148H128ZM133 149H134V148H133ZM133 149H132V150H133ZM151 149H152V148H151ZM170 149H171V147H170ZM205 149H206V148H205ZM45 150H47V149H45ZM98 150H99V149H98ZM120 150H121V149H120ZM129 150H130V149H129ZM158 150H159V149H158ZM206 150H207V149H206ZM209 150H210V149H209ZM226 150H227V148H226ZM114 151H115V150H114ZM125 151H127V150H125ZM160 151H161V149H160ZM164 151H165V150H164ZM178 151H179V149H178ZM214 151H215V150H214ZM217 151H218V150H217ZM222 151H223V150H222ZM224 151H225V150H224ZM224 151H223V152H224ZM104 152H105V151H104ZM181 152H182V151H181ZM185 152H186V151H185ZM187 152H189V151H187ZM194 152H195V151H194ZM201 152H203V151L201 150ZM220 152H221V150H220ZM220 152L218 151V155H219ZM226 152H227V151H226ZM230 152H231V150H230ZM5 153H6V152H5ZM29 153H30V151H29ZM101 153H102V152H101ZM101 153L99 152L98 155H100ZM114 153H115V152H114ZM203 153L205 154V152H203ZM240 153H241V152H240ZM10 154H11V153H10ZM104 154H106V153H104ZM156 154H158V153H156ZM171 154H172V153H171ZM197 154H198V153H197ZM220 154H221V153H220ZM44 155H45V154H44ZM44 155H43V156H44ZM71 155H72V154H71ZM75 155H76V154H75ZM98 155H97V156H98ZM102 155H103V154H102ZM114 155H115V154H114ZM114 155H113V156H114ZM145 155H146V154H145ZM165 155H166V154H165ZM208 155H209V154H208ZM216 155H217V154H216ZM236 155H237V154H236ZM236 155H235V156H236ZM7 156H9V155H7ZM160 156H161V155H160ZM162 156H163V154H162ZM204 156H206V155H204ZM209 156H210V155H209ZM3 157H4V156H3ZM40 157H41V156H40ZM44 157H45V156H44ZM114 157H115V156H114ZM114 157H113V158H114ZM151 157L153 158L152 155H151ZM5 158H6V157H5ZM100 158H101V157H100ZM110 158H111V157H110ZM113 158H112V160H113ZM189 158H190V157H189ZM251 158H252V157H251ZM101 159H103V158H101ZM101 159H100V160H101ZM108 159H109V158H108ZM116 159H118V158L116 157ZM166 159H167V158H166ZM3 160H4V159H3ZM11 160H12V159H11ZM11 160H9V161L11 162ZM52 160H53V159H52ZM105 160H107V159H105ZM110 160H111V159H110ZM151 160H152V159H151ZM153 160H154V159H153ZM191 160H192V159H191ZM197 160H198V159H197ZM31 161H32V160H30V162H31ZM48 161H49V158H48ZM54 161H55V160H54ZM107 161H108V160H107ZM114 161H117V160H114ZM157 161H158V160H157ZM186 161H187V160H186ZM193 161H194V159H193ZM193 161H192V162H193ZM230 161H231V160H230ZM230 161H229V162H230ZM30 162H29V164H30ZM99 162H100V161H99ZM105 162H106V161H105ZM153 162H154V161H153ZM172 162H173V161H172ZM172 162H171V164H172ZM189 162H190V161H189ZM195 162H196V161H195ZM198 162H199V161H198ZM200 162H201V160H200ZM203 162H204V161H203ZM24 163H25V162H24ZM33 163H34V162H33ZM40 163H41V162H40ZM43 163H44V162H43ZM51 163H52V162H51ZM63 163H64V162H63ZM103 163H104V161H103ZM138 163H139V162H138ZM196 163H197V162H196ZM34 164H35V163H34ZM44 164H45V163H44ZM73 164H74V163H73ZM118 164H120V163L118 162ZM121 164H122V163H121ZM199 164H200V163H199ZM4 165H5V164H4ZM4 165H3V166H4ZM65 165H66V164H65ZM166 165H167V164H166ZM5 166H7V165H5ZM27 166H28V165H27ZM30 166H31V165H30ZM32 166H33V165H32ZM40 166H41V165H40ZM59 166H60V165H59ZM130 166H131V165H130ZM136 166H137V165H136ZM162 166H163V165L161 164V167H162ZM164 166H165V164H164ZM9 167H10V165H9ZM22 167H26V166H22ZM53 167H54V166H53ZM56 167H57V166H56ZM56 167H55V168H56ZM204 167H205V165H204ZM4 168H5V167H4ZM15 168H16V167H15ZM87 168H88V167H87ZM153 168H154V166H153ZM153 168H152V170H153ZM224 168H225V167H223V169H224ZM241 168H242V167H241ZM21 169H22V168H21ZM27 169H28V168H27ZM37 169H38V168H37ZM56 169H57V168H56ZM58 169H59V168H58ZM147 169H148V168H147ZM155 169H156V167H155ZM165 169H166V168H164V170H165ZM227 169H228V168H227ZM18 170H19V169H18ZM85 170H86V169H85ZM148 170H149V169H148ZM156 170H157V169H156ZM166 170L168 171V168H167ZM0 171H1V170H0ZM11 171H12V170H11ZM15 171H16V170H15ZM48 171H50V170H48ZM48 171H47V172H48ZM88 171H89V170H88ZM146 171H147V170H146ZM157 171H158V170H157ZM159 171H160V170H159ZM198 171H199V170H198ZM2 172H3V171H2ZM2 172H1V174H2ZM20 172H21V171H20ZM32 172H33V171H32ZM70 172H71V171H70ZM73 172H74V171H73ZM138 172H139V171H138ZM148 172H149V171H148ZM163 172H164V171H163ZM170 172H171V171H170ZM246 172H247V171H246ZM28 173H29V172H28ZM41 173H42V172H41ZM50 173H52V171H50L49 174H50ZM63 173H64V172H63ZM65 173H66V172H65ZM65 173H64V174H65ZM90 173H91V172H90ZM99 173H100V172H99ZM122 173H125V172H122ZM135 173H136V172H135ZM153 173H154V172H153ZM175 173H176V172H175ZM238 173H239V172H238ZM34 174H35V173H34ZM58 174H59V173H58ZM114 174H115V173H114ZM116 174H117V173H116ZM118 174H119V173H118ZM118 174H117V176H118ZM136 174H137V173H136ZM136 174H135V175H136ZM256 174H257V173H256ZM41 175H42V174H41ZM66 175H67V174H66ZM66 175H64V176H66ZM132 175H133V174H132ZM132 175H131V176H132ZM157 175H158V174H157ZM28 176H30V175H28ZM32 176H33V175H32ZM32 176H31V177H32ZM34 176H35V175H34ZM38 176H40V175H38ZM49 176H50V175H49ZM55 176H56V175H55ZM57 176H58V175H57ZM70 176H71V175H70ZM70 176H69V177H70ZM96 176H97V175H96ZM110 176H112V175H110ZM128 176H129V175H128ZM136 176H137V175H136ZM171 176H172V175H171ZM14 177H15V176H14ZM44 177H45V176H44ZM77 177L79 178V176H77ZM123 177H124V176H123ZM173 177H174V176H173ZM2 178L4 179V177H2ZM36 178H37V177H36ZM40 178H41V176H40ZM40 178H39V180H40ZM50 178H51V177H50ZM58 178H59V177H58ZM66 178H67V176H66ZM66 178H65V179H66ZM139 178H140V177H139ZM155 178H156V176H155ZM18 179H20V178H18ZM46 179H47V178H46ZM48 179H49V178H48ZM63 179H64V178H63ZM128 179H129V178H128ZM128 179H127V180H128ZM145 179H146V178H145ZM149 179H150V178H149ZM149 179H147V180H149ZM153 179H154V178H153ZM168 179H169V178H168ZM30 180H31V179H30ZM49 180H50V179H49ZM57 180H59V179H57ZM66 180H67V179H66ZM99 180H100V178H99ZM125 180H126V179H125ZM159 180L161 181V179H159ZM162 180H163V178H162ZM16 181H17V180H16ZM45 181H46V180H45ZM61 181H63V180H61ZM107 181H108V180H107ZM109 181H110V180H109ZM133 181H135V180H133ZM144 181H145V180H144ZM174 181H175V179H174ZM176 181H177V180H176ZM178 181H179V180H178ZM9 182H11V181H9ZM18 182H21V183H22V180H21V181H18ZM24 182H25V181H24ZM35 182H36V181H35ZM54 182H57V181H54ZM58 182H60V181H58ZM123 182H124V180H123ZM125 182H126V181H125ZM146 182H147V181H146ZM170 182H171V181H170ZM37 183H39V182L37 181ZM42 183H43V182H42ZM60 183H63V182H60ZM65 183H67V182H65ZM76 183H77V182H76ZM76 183H75L74 185H76ZM138 183H139V182H138ZM144 183H145V182H144ZM154 183H155V182H154ZM161 183H162V182H161ZM189 183H190V182H189ZM2 184H3V183H1V185H2ZM50 184H51V183H50ZM83 184H84V183H83ZM86 184H87V183H86ZM134 184H135V183H134ZM182 184H183V183H182ZM24 185H25V183H24ZM34 185H35V184H34ZM34 185H33V186H34ZM48 185H49V184H48ZM53 185H54V184H53ZM81 185H82V184H81ZM128 185H129V184H128ZM163 185H164V184H163ZM184 185H185V184H184ZM184 185H183V186H184ZM35 186H36V188L38 187V185H35ZM179 186H180V185H179ZM198 186H199V185H198ZM30 187H31V186H30ZM39 187H42L41 183H40ZM39 187H38V189H39ZM43 187H44V186H43ZM51 187H52V186H51ZM51 187H50V188H51ZM75 187H76V186H75ZM163 187H164V186H163ZM190 187H191V186H190ZM34 188H35V187H34ZM46 188H47V187H46ZM60 188H62V187H60ZM197 188H198V187H197ZM199 188H200V187H199ZM6 189H7V187H6ZM14 189H16V187H15ZM14 189H12V190H14ZM20 189H22V188H19V190H20ZM26 189H27V188H26ZM75 189H76V188H75ZM96 189H97V188H95L94 190H96ZM12 190H11V191L9 190V191L12 192ZM19 190H17V191H18V195L20 194V191H21V190H20V191H19ZM36 190H37V189H36ZM42 190H43V189H41V191H42ZM56 190H57V189H56ZM78 190H79V189H78ZM196 190H197V189H196ZM29 191H30V190H29ZM39 191H40V189H39ZM44 191H45V189H44ZM44 191H43V192H44ZM46 191H48V190H46ZM72 191H73V190H72ZM207 191H208V190H207ZM21 192H23V190H22ZM33 192H34V190H33ZM57 192H58V191H57ZM62 192H63V191H62ZM62 192L59 191V193H60L61 195H62ZM78 192H79V191H78ZM198 192H199V191H198ZM201 192H202V191H201ZM40 193H41V192H40ZM52 193H53V192H52ZM59 193H58V194H59ZM89 193H91V192H89ZM106 193H107V192H106ZM196 193H197V192H196ZM199 193H200V192H199ZM203 193H205V192L203 191ZM211 193H212V192H211ZM8 194H9V193H8ZM23 194H26V193L23 192ZM31 194H32V193H31ZM31 194H30V195H31ZM37 194H38V193H37ZM42 194H43V193H42ZM42 194H41V195H42ZM48 194H50V192H49ZM56 194H57V193H56ZM64 194H65V193H64ZM72 194H73V192H72ZM79 194L81 195V193H79ZM79 194H78V195H79ZM91 194H95V193H91ZM109 194H110V193H109ZM136 194H137V192H136ZM142 194H143V193H142ZM142 194H141V195H142ZM185 194H188V193L185 192ZM9 195L11 196V194H9ZM34 195H35V194H34ZM34 195H33V196H34ZM39 195H40V194H39ZM69 195H70V194H69ZM101 195H102V194H101ZM106 195H107V194H106ZM106 195H105V196H106ZM129 195H130V194H129ZM133 195H134V194H132V198H133ZM141 195L139 194V195H138V198H139ZM198 195H199V194H198ZM205 195H206V194H205ZM215 195H216V194H215ZM13 196H15V194H14ZM31 196H32V195H31ZM36 196H37V198L40 197V196H38V195H36ZM36 196H34V197H36ZM51 196H52V195H51ZM55 196H57V195H55ZM59 196H60V195H59ZM59 196H58V199H59ZM64 196H66V195H64ZM64 196H63V197H64ZM74 196H75V195H74ZM93 196H94V195H93ZM136 196H137V195H136ZM199 196H201V195H199ZM207 196H208V195H207ZM216 196H217V195H216ZM18 197H19V196H18ZM25 197H29V196L26 195ZM63 197H62V198H63ZM70 197H71V196H70ZM84 197H85V196H84ZM84 197H83V199H84ZM89 197H90V196H89ZM119 197H121V196H119ZM134 197H135V196H134ZM204 197H205V196H204ZM234 197H235V196H234ZM19 198H20V197H19ZM65 198H67V197H65ZM73 198H74V197H73ZM75 198H76V197H75ZM79 198H81V197H79ZM135 198H137V197H135ZM187 198H189V197H187ZM67 199H69V198H67ZM102 199H103V198H102ZM104 199H105V198H104ZM107 199H109V198H107ZM113 199H114V198H113ZM146 199H147V198H145L144 200H146ZM181 199H182V198H181ZM9 200H10V199H9ZM27 200H28V199H27ZM35 200H36V199H35ZM37 200H38V199H37ZM110 200H111V199H110ZM110 200H109V202H110ZM114 200H115V199H114ZM124 200H126V199H124ZM183 200H185V199L183 198ZM96 201H97V200H96ZM152 201H153V200H152ZM246 201H247V200H246ZM246 201H245V202H246ZM16 202H17V201H16ZM73 202H74V201H73ZM116 202H118V201H116ZM122 202H123V200H122ZM122 202H119V203H122ZM153 202H154V201H153ZM155 202H156V201H155ZM159 202H160V201H159ZM159 202H158V203H159ZM178 202H179V201H178ZM181 202H182V201H181ZM17 203H19V202H17ZM83 203H85V201H84ZM184 203H185V201H184ZM186 203H188V201H187ZM241 203H242V202H241ZM24 204H25V203H24ZM24 204H23V205H24ZM96 204H97V203H96ZM98 204H99V203H98ZM132 204H133V203H132ZM143 204H144V203H143ZM190 204H191V201H190ZM194 204H195V202L192 203V205H194ZM209 204H210V203H209ZM215 204H216V203H215ZM59 205H60V204H59ZM61 205H62V204H61ZM76 205H77V204H76ZM81 205H82V204H81ZM94 205H95V204H94ZM127 205H128V206H129V205L131 206V204L129 203V201H128V204H127ZM133 205H134V204H133ZM41 206H42V205H41ZM41 206H40V207H41ZM121 206H122V205H121ZM196 206H197V204H196ZM58 207H59V206H58ZM94 207H95V206H94ZM97 207H99V206L97 205ZM191 207H192V206H191ZM215 207H217V206H215ZM41 208H42V207H41ZM74 208H75V207H74ZM87 208H88V207H87ZM193 208H194V207H193ZM223 208H224V207H223ZM76 209H77V206H76ZM88 209H90V208H88ZM121 209H123V208H121ZM196 209H197V207H196ZM73 210H75V209H73ZM85 210H87V209H85ZM127 210H128V209H127ZM131 210H133V209H131ZM131 210H130V211H131ZM197 210H198V209H197ZM45 211H46V210H45ZM71 211H72V209H71ZM78 211H79V210H78ZM82 211H83V210H82ZM96 211H97V210H96ZM190 211H191V210H190ZM202 211H203V210H202ZM220 211H221V210H220ZM51 212H52V211H51ZM54 212H55V211H54ZM59 212H60V211H59ZM110 212H111V211H110ZM114 212H115V210H114ZM114 212L112 213V215L114 214ZM126 212H129V211H126ZM131 212H132V211H131ZM139 212H140V211H139ZM200 212H201V211H200ZM226 212H227V210H226ZM52 213H53V212H52ZM56 213H57V212H56ZM56 213H55V214H56ZM83 213H84V212H83ZM86 213H87V212H86ZM117 213H119V212H117ZM204 213H205V212H204ZM39 214L41 215V212H40ZM70 214H72V213L70 212ZM87 214H88V213H87ZM98 214H99V213H98ZM115 214H116V213H115ZM115 214H114L113 216H116V215H117V214H116V215H115ZM77 215H78V214H77ZM88 215H89V214H88ZM88 215H87V216H88ZM102 215H103V214H102ZM124 215H125V214H124ZM204 215H205V214H204ZM42 216H43V215H42ZM42 216H41V217H42ZM57 216H58V215H57ZM57 216H55V217H57ZM64 216H65V215H64ZM110 216H111V215H110ZM219 216H221V215H219ZM34 217H35V216H34ZM37 217H38V216H37ZM44 217H45V216H44ZM104 217H105V216H104ZM35 218H36V217H35ZM47 218H48V217H47ZM52 218H54V217H52ZM66 218H67V217L65 216V219H66ZM68 218H70V217H68ZM88 218H89V217H88ZM94 218H95V216H94ZM201 218H202V217H201ZM210 218H211V217H210ZM210 218H209V219H210ZM216 218H217V217H216ZM22 219H23V218H22ZM22 219H21V220H22ZM30 219H31V218H30ZM30 219H29V220H30ZM38 219H39V218H38ZM54 219H55V218H54ZM58 219H59V218H58ZM62 219H63V218H62ZM62 219H61V222H62ZM74 219H75V218H74ZM74 219H73V220H74ZM86 219H87V218H86ZM112 219H113V218H112ZM112 219H111V220H112ZM114 219H115V218H114ZM148 219H149V218H148ZM23 220H24V219H23ZM31 220H32V219H31ZM31 220H30V221H31ZM45 220H46V218H45ZM71 220H72V219H71ZM71 220H70V221H71ZM105 220H106V219H105ZM109 220H110V219H109ZM26 221H28V220H26ZM48 221H50V219H49ZM48 221L46 220L45 223H46V224L48 223L49 225H51ZM52 221H53V220H52ZM54 221H55V220H54ZM67 221H68V220H67ZM152 221H154V219H153ZM37 222H38V221H37ZM56 222H57V220H56ZM63 222H65V221L63 220ZM103 222H104V221H103ZM214 222H215V221H214ZM25 223H26V222H24L23 224H25ZM29 223H30V222H29ZM45 223H44V224H45ZM57 223H58V222H57ZM59 223H60V222H59ZM154 223H155V221H154ZM44 224H43V225H44ZM46 224H45V225H46ZM60 224H62V223H60ZM64 224H65V223H64ZM68 224H69V223H68ZM91 224H92V222H91ZM117 224H119V222H118ZM146 224H147V222H146ZM30 225H31V224H30ZM54 225H55V224H54ZM72 225H73V224H72ZM88 225H89V224H88ZM136 225H137V224H136ZM144 225H145V224H144ZM144 225H143V226H144ZM36 226H37V223H36ZM40 226H41V225H40ZM40 226H39V227H40ZM59 226H61V225H59ZM62 226H63V225H62ZM62 226H61V227H62ZM26 227H27V226H26ZM44 227H45V226H44ZM53 227H54V226H53ZM95 227H96V226H95ZM95 227H94V228H95ZM97 227H98V226H97ZM68 228H69V227H67V229H68ZM85 228H86V226H85ZM109 228H111V227H109ZM135 228H136V227H135ZM142 228H143V227H142ZM202 228H203V227H202ZM42 229H43V227H42ZM46 229H47V228H46ZM49 229H50V226H49ZM54 229H55V228H54ZM65 229H66V226H65ZM74 229H75V228H74ZM80 229H81V228H80ZM83 229H84V228H82V230H83ZM97 229H98V228H97ZM101 229L103 230V228H101ZM122 229H123V228H122ZM71 230H72V229H71ZM89 230H91V229L89 228ZM92 230H93V229H92ZM188 230H190V228H189ZM46 231H47V230H46ZM57 231H60V230L58 229ZM77 231H78V230H77ZM103 231H104V230H103ZM108 231H109V230H108ZM143 231H144V229H143ZM149 231H150V230H149ZM149 231H148V233H149ZM190 231H191V230H190ZM195 231H196V230H195ZM82 232H83V231H82ZM87 232H88V231H87ZM131 232H132V231H131ZM141 232H142V231H141ZM188 232H189V231H188ZM196 232H197V231H196ZM35 233H36V232H35ZM56 233H57V232H56ZM58 233H59V232H58ZM58 233H57V235H58ZM72 233H73V232H72ZM72 233H71V236H72ZM92 233H93V232H92ZM113 233H114V231H113ZM144 233H145V232H144ZM47 234H48V233H47ZM50 234H52V233H50ZM77 234H78V233H77ZM80 234H81V233H79V235H80ZM100 234H101V232H100ZM149 234H150V233H149ZM197 234H199V232H198ZM43 235H44V234H43ZM87 235H88V234H87ZM87 235H86V236H87ZM105 235H106V232H105ZM185 235H186V234H185ZM48 236H49V235H48ZM51 236H52V235H50V237H51ZM58 236H59V235H58ZM80 236H82V234H81ZM227 237H228V236H227ZM74 238H75V236H74ZM105 238H106V237H105ZM111 238H112V237H111ZM121 238H123V237H121ZM130 238H131V237H130ZM81 239H83V238H81ZM92 239H93V238H91V240H92ZM112 239H113V238H112ZM118 239H119V238H118ZM37 240H40V238H37ZM128 240H129V239H128ZM195 240H196V239H195ZM263 240H264V238H263ZM263 240H262V241H263ZM31 241H32V240H31ZM33 241H34V240H33ZM42 241L45 242V240H42ZM89 241H90V240H89ZM89 241H88V242H89ZM113 241L116 242L117 240L114 239ZM121 241H122V240H121ZM124 241H125V240H124ZM224 241H225V240H224ZM77 242H78V241H77ZM90 242H91V241H90ZM93 242H94V241H93ZM111 242H112V240H111ZM263 242H264V241H263ZM63 243H64V242H63ZM65 243H66V242H65ZM65 243H64V244H65ZM83 243H84V242H83ZM103 243H104V242H103ZM105 243H106V242H105ZM116 243H117V242H116ZM126 243H127V242H126ZM138 243H139V241H138ZM196 243H197V242H196ZM209 243H210V242H209ZM37 244H38V243H37ZM59 244H60V243H59ZM66 244H67V243H66ZM95 244H96V243H95ZM99 244H101V243H99ZM117 244H118V243H117ZM140 244H141V243H140ZM31 245H33V242H32ZM77 245H78V244H77ZM90 245H91V244H90ZM111 245H112V244H111ZM111 245H110V246H111ZM122 245H123V244H122ZM126 245H129V244H126ZM136 245H137V243H136ZM218 245H219V243H218ZM62 246H63V245H62ZM85 246H86V245H85ZM103 246H104V245H103ZM103 246H102V247H103ZM115 246H116V245H115ZM118 246H120V245H118ZM124 246H125V245H124ZM140 246H141V245H140ZM31 247H33V246H31ZM35 247H36V246H35ZM59 247H60V246H59ZM113 247H114V246H112L111 248L113 249ZM130 247H133V246H130ZM203 247H205V246L203 245ZM206 247H207V246H206ZM210 247H211V246H210ZM37 248H38V247H37ZM61 248H62V247H61ZM105 248H107V246H105ZM109 248H110V247H109ZM120 248H121V247H120ZM30 249H32V248H30ZM33 249H34V248H33ZM33 249H32V250H33ZM39 249H40V248H39ZM53 249L55 250V248H53ZM62 249H63V248H62ZM62 249H61V250H62ZM132 249H133V250H134V249L136 250V248H132ZM138 249H139V248H138ZM142 249H143V248H142ZM200 249H201V248H200ZM205 249H206V248H205ZM253 249H254V248H253ZM50 250H51V248H50ZM59 250H60V249H59ZM82 250H83V249H82ZM108 250H110V249H108ZM144 250H145V248H144ZM30 251H31V250H30ZM34 251H36V250H34ZM85 251H86V250H85ZM105 251H106V250H105ZM110 251H111V250H110ZM112 251H113V250H112ZM112 251H111V252H112ZM131 251H132V250H131ZM140 251H141V250H140ZM147 251H148V250H146V252H147ZM181 251H182V250H181ZM184 251H185V250H184ZM184 251H183V252H184ZM191 251H193V250H191ZM207 251H208V250H207ZM32 252H33V251H32ZM51 252H53V251H51ZM56 252H57V251H56ZM74 252H75V251H74ZM115 252H116V251H114V254H115ZM143 252H144V251H143ZM209 252H211V251H209ZM253 252H254V251H253ZM68 253H69V252H68ZM112 253H113V252H112ZM112 253H111V254H112ZM120 253H121V252H120ZM120 253H118V256H120V255H119ZM41 254H42V253H41ZM54 254H55V253H54ZM66 254H67V253H66ZM72 254H73V252H72ZM74 254H75V253H74ZM105 254H107V251L105 252ZM111 254H109V255L111 256ZM122 254H123V253H122ZM140 254H141V253H139V255H140ZM146 254H147V253H146ZM146 254H145V255H146ZM201 254H202V251H201ZM52 255H53V254H52ZM52 255H51L50 257H52ZM102 255H103V254H102ZM123 255H124V254H123ZM195 255H197V254H195ZM203 255H204V254H203ZM210 255H211V254H210ZM33 256H34V255H33ZM53 256H54V255H53ZM57 256H58V255H57ZM69 256H70V255H69ZM149 256H150V255H149ZM197 256H198V255H197ZM211 256H212V255H211ZM261 256H262V255H261ZM29 257H30V256H29ZM40 257H41V256H40ZM47 257H48V256H47ZM60 257H61V256H60ZM60 257H59V258H60ZM63 257H64V256H63ZM67 257H68V256H67ZM71 257H72V256H71ZM85 257H87V256H85ZM88 257H90V256H88ZM93 257H94V256H92V258H93ZM112 257H113V256H111V258H112ZM126 257H128V256H126ZM126 257H125V258H126ZM140 257H141V256H140ZM140 257H139V259H140ZM142 257H143V255H142ZM206 257H207V256H206ZM209 257H210V256H209ZM212 257H213V256H212ZM72 258H75V256H73ZM128 258H129V257H128ZM145 258H146V256H145ZM191 258H192V257H191ZM201 258H202V257H201ZM201 258H200V259H201ZM63 259H64V258H63ZM122 259H123V258H122ZM136 259H137V258H136ZM136 259H135V260H136ZM197 259H199V258H197ZM208 259H209V258H208ZM208 259H207V260H208ZM64 260H65V259H64ZM67 260H68V259H67ZM70 260H71V259H70ZM99 260H100V256H99ZM99 260H98V263H99ZM106 260H107V259H106ZM106 260H105V261H106ZM211 260H213V259L211 258L210 261H211ZM214 260H217V259H214ZM258 260H259V259H258ZM72 261H73V260H72ZM108 261H109V260H107V262H108ZM111 261H112V260H111ZM138 261H139V260H138ZM150 261H151V260H150ZM189 261H193V260L191 259V260H189ZM201 261H202V260H201ZM217 261H219V260H217ZM66 262H67V261H66ZM100 262L102 263L103 260H102V261L100 260ZM116 262H118V261H116ZM122 262H123V261H122ZM136 262H137V260H136ZM187 262H188V261H187ZM198 262H199V260H198ZM203 262L205 263V261H203ZM203 262H202V264H203ZM258 262H261V261H258ZM34 263H35V262H34ZM45 263L47 264V262H45ZM68 263H69V261H68ZM68 263H67V264H68ZM77 263H79V262H77ZM114 263H115V262H114ZM144 263L147 264V261H144V260H141V259H140L139 264H144ZM152 263H153V262H152ZM195 263H196V260H195ZM213 263H214V262H213ZM215 263H216V262H215ZM218 263H220V262H218ZM36 264H37V263H36ZM81 264H82V262H81ZM90 264H91V262H90ZM99 264H100V263H99ZM103 264H104V262H103ZM107 264H109V262H108ZM111 264H112V262H111ZM119 264H120V263H119ZM125 264H126V263H125ZM137 264H138V263H137ZM149 264H150V262H149ZM182 264H183V262H182ZM199 264H200V263H199ZM206 264H208V263L206 262ZM209 264H211V262H210Z\"/></svg>",
	"mask_w": 264,
	"mask_h": 264
}]
</instances>
